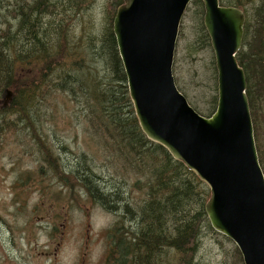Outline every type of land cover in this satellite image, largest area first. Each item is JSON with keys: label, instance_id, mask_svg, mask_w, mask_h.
Wrapping results in <instances>:
<instances>
[{"label": "rangeland", "instance_id": "rangeland-1", "mask_svg": "<svg viewBox=\"0 0 264 264\" xmlns=\"http://www.w3.org/2000/svg\"><path fill=\"white\" fill-rule=\"evenodd\" d=\"M4 1L0 0V8L5 5ZM27 1L28 5L32 2ZM244 2H251L242 10L250 11L252 16L257 2L254 0ZM222 3L226 6L232 5V0H222ZM122 4H117V0L90 2L82 0L77 11L71 18H66L62 26L67 31L70 30V39H63L60 54L68 59L70 55L68 50H71L73 64L83 63L84 59L85 68L89 67L105 84L112 75L106 64L112 65L113 62L109 57L110 45L105 43L104 46V42L101 41L110 28L112 17L115 18ZM11 10L8 8L1 13L5 15ZM204 15L201 2L192 3L188 8L180 28L173 72L176 85L189 105L201 116L208 117L217 106L218 82L215 55L204 27ZM56 20H60V17ZM52 21L55 22L53 17L44 20L45 24ZM17 23L18 21H10L9 24H5L1 21L0 29L13 28ZM60 29L58 27V30ZM254 33L253 29L248 31L246 38L248 45L242 48L239 53L242 56H238L239 59L243 58L244 54H251L250 45L253 44ZM92 39L93 43L94 40H99L97 50L75 51V48L89 43ZM259 40H264L262 35ZM74 53L77 55L75 59ZM57 55L58 52L53 61L55 69L64 62L58 60ZM71 62L68 67L71 66ZM261 66H264L263 60ZM260 70L262 68L258 67L254 72L256 76L254 83L257 86L262 84ZM60 73L59 70L56 71V74ZM51 78L56 79L54 76ZM78 79L81 80L82 77L79 76ZM247 83L249 89L248 79ZM48 87L49 85L42 92L45 91L46 94ZM15 95L14 93L10 102L4 94L0 97V113L11 106ZM41 97L40 100H35L37 106L40 103L42 115L40 123L36 125L37 130H42L38 139L29 134L32 129L27 126H32L31 124L11 122L9 126L7 121H14L15 117L10 115L2 117L0 114V119H6L0 124L6 125V132L0 142V264H75L83 252L87 254V264H104V261L111 264L107 253L112 241L110 232L117 224L124 226L123 230H134L133 224L129 222L127 215L106 212L94 204L81 188L72 186L76 181L69 178L65 172L66 168L72 167L76 159L87 155L93 160L91 166H95L94 171L102 179L103 185L100 188L105 194L113 193V188L118 190L122 188L125 192L123 197L127 200L140 201L143 195L137 189L130 191L127 188L135 185V177L126 176L123 169L107 163L100 143L91 141L84 133L83 126L70 118V112L69 114L57 112L53 116L55 107L62 108L68 99L64 97L55 99L56 94H50L46 99L43 93ZM33 105L34 102H31L29 107ZM68 107L78 111L77 104H69ZM255 108L256 116L260 117L257 98ZM33 110L34 108H30L31 112ZM36 112L35 109L34 117L39 113ZM259 121H257L259 129L255 128V140L264 172V122L262 125L260 118ZM69 181L71 184L66 185L65 183ZM166 241L164 240L165 243ZM55 250H58L57 256L52 255ZM163 251L162 262L159 264H181L180 255L173 257L174 251H171L170 256H167L166 247ZM194 263L244 264V261L238 247L214 231L207 218L201 230Z\"/></svg>", "mask_w": 264, "mask_h": 264}, {"label": "trees", "instance_id": "trees-1", "mask_svg": "<svg viewBox=\"0 0 264 264\" xmlns=\"http://www.w3.org/2000/svg\"><path fill=\"white\" fill-rule=\"evenodd\" d=\"M254 1L257 4L249 17L247 33L250 29L256 33L258 24H264V0ZM4 2L5 5L2 4L3 7L0 8V22L18 23L13 28L0 29V97L7 90L16 94L11 106L4 109L1 116L15 117L14 121H7L9 126L11 122L31 124L32 126H27L32 129L29 134L38 139L42 130H37L36 125L40 123L42 115L40 103L37 106L35 100H40L42 93L46 99L50 94H56L55 99H68L62 108L55 107L53 116L57 112H70V118L83 126L84 133L91 141L100 143L107 163L123 169L126 176L135 177V185L127 188L130 191L137 189L143 195L140 201L127 200L122 188H113V193L105 194L100 188L103 185L102 179L94 171L95 166H91L93 160L87 155L76 159L72 167L66 168L69 178L77 183L72 186L81 188L94 204L104 210L127 215L129 222L135 226L132 225L134 230H123L124 226L120 224L114 227L111 232L110 260L118 264H159L164 255L163 248L166 247L167 256L174 251L173 257H182L181 264H195L201 230L208 218L205 205L210 196L209 190L182 163L175 161L166 149L152 143L142 133L129 97L113 33L114 18L112 17L110 28L101 41L104 46L105 43L110 45L109 57L113 62L112 65L106 64L112 75L105 84L89 67L85 68L84 59L83 63L73 64L71 50H68V59L60 54L63 39H70V30L67 31L62 26L66 18H71L77 11L82 0H32L31 6L27 4V0ZM250 3L232 0L231 6L242 9L247 8ZM117 4H122V0H117ZM8 8L12 10L2 15L1 12ZM247 13L250 14V11L247 10ZM48 17H53L56 23L52 21L45 24L44 20ZM57 17L61 21L56 20ZM58 27L61 29L58 30ZM62 30L67 32L63 33ZM91 41L93 39L75 48V51L97 50L99 40H94L95 43ZM256 43H260L259 50L261 40L255 39L251 48L254 49ZM57 52L58 60L64 62L55 69L53 61ZM244 55L238 60L247 72L253 123L258 130L257 121L260 117L256 116L255 108L258 91L254 83L258 61L254 52ZM76 57L74 53V59ZM70 62L71 66L68 67ZM57 70L61 73L56 74ZM53 76L56 77L55 80L51 78ZM79 76L82 77L81 80L78 79ZM47 85L49 87L45 94L42 91ZM31 102L34 105L29 107ZM69 104H77L78 111L73 106L68 107ZM30 108H34L33 112ZM35 109L36 113L39 112L36 117L33 116ZM215 110L216 108L208 117ZM2 121L6 119H0V124ZM5 126H0V142L6 132ZM65 184L71 183L69 181ZM164 240H167L166 243Z\"/></svg>", "mask_w": 264, "mask_h": 264}, {"label": "water", "instance_id": "water-1", "mask_svg": "<svg viewBox=\"0 0 264 264\" xmlns=\"http://www.w3.org/2000/svg\"><path fill=\"white\" fill-rule=\"evenodd\" d=\"M193 1L124 0L114 34L130 99L144 135L210 188L205 210L212 228L238 246L245 264H264V174L245 72L236 58L245 15L221 7L220 0H202L219 94L215 114L204 118L180 94L173 76L181 20Z\"/></svg>", "mask_w": 264, "mask_h": 264}, {"label": "flooded vegetation", "instance_id": "flooded-vegetation-1", "mask_svg": "<svg viewBox=\"0 0 264 264\" xmlns=\"http://www.w3.org/2000/svg\"><path fill=\"white\" fill-rule=\"evenodd\" d=\"M261 35L263 36V39H264V25L262 26V24H261V27L258 30V38L261 37ZM262 41L263 42L261 44L260 49L264 45V40H262ZM52 232H55V231H52ZM59 244H60V241H59ZM52 255L53 256H57L58 255V250H55ZM86 258H87V254L83 252L82 254H80L78 256V258L76 259V263L75 264H87ZM104 264H106L105 261H104Z\"/></svg>", "mask_w": 264, "mask_h": 264}]
</instances>
